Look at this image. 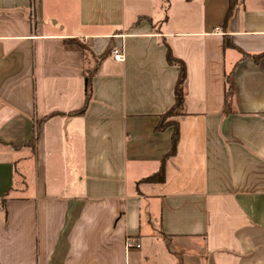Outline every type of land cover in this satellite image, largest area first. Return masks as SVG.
Masks as SVG:
<instances>
[{
    "label": "crops",
    "instance_id": "0c3cea01",
    "mask_svg": "<svg viewBox=\"0 0 264 264\" xmlns=\"http://www.w3.org/2000/svg\"><path fill=\"white\" fill-rule=\"evenodd\" d=\"M226 12L0 0V264H264V0Z\"/></svg>",
    "mask_w": 264,
    "mask_h": 264
},
{
    "label": "trees",
    "instance_id": "16d2710c",
    "mask_svg": "<svg viewBox=\"0 0 264 264\" xmlns=\"http://www.w3.org/2000/svg\"><path fill=\"white\" fill-rule=\"evenodd\" d=\"M237 5V0H227V12L225 14V18H224V25L228 22V20L231 17L232 11L235 8V6ZM227 44V43H226ZM228 45V44H227ZM166 48V54H165V60L167 65L172 66V67H176L178 68V75H177V79L174 85V89H173V105L172 107L163 115H161L159 117V123L158 126L156 128L157 132H163L166 128H168L169 126H174V133L172 135V139H171V150L169 152V154H167L162 162H161V166L159 168V170L157 171L156 174H154L151 178L147 179L146 181H152V182H163L164 181V161L167 157H170L172 155L175 154L176 151V146H177V142H178V130L176 127V123L173 122H169L168 119L173 118V117H177L179 115H181L182 113V104H183V84L185 82V78H186V70H185V65L182 61L176 59L175 57H173L169 47L167 45H165ZM98 62H96L94 68L92 71L88 72V71H84V93H85V106L83 107V109L81 111H79V113L76 114H82L85 111L86 105L88 104V101L90 99V95H91V88H92V80L95 74V69L98 66ZM227 84V90L225 92V97L228 98V96L231 94L232 90H233V84L232 82H230V80L226 82ZM229 109L228 106L225 107L224 109V114H229Z\"/></svg>",
    "mask_w": 264,
    "mask_h": 264
},
{
    "label": "built area",
    "instance_id": "2783aa9c",
    "mask_svg": "<svg viewBox=\"0 0 264 264\" xmlns=\"http://www.w3.org/2000/svg\"><path fill=\"white\" fill-rule=\"evenodd\" d=\"M110 56L115 62H122L123 61V53L120 49L114 48L110 51ZM132 247L139 248L138 245H133L129 242L126 243V249H130Z\"/></svg>",
    "mask_w": 264,
    "mask_h": 264
},
{
    "label": "rangeland",
    "instance_id": "374dc122",
    "mask_svg": "<svg viewBox=\"0 0 264 264\" xmlns=\"http://www.w3.org/2000/svg\"><path fill=\"white\" fill-rule=\"evenodd\" d=\"M93 68H94V64H93L92 62H89V63L86 65V67H85L86 71H88V72L92 71Z\"/></svg>",
    "mask_w": 264,
    "mask_h": 264
}]
</instances>
